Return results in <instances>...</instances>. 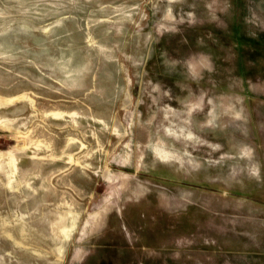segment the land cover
<instances>
[{"label":"rangeland","instance_id":"374dc122","mask_svg":"<svg viewBox=\"0 0 264 264\" xmlns=\"http://www.w3.org/2000/svg\"><path fill=\"white\" fill-rule=\"evenodd\" d=\"M0 264H264V0H0Z\"/></svg>","mask_w":264,"mask_h":264}]
</instances>
